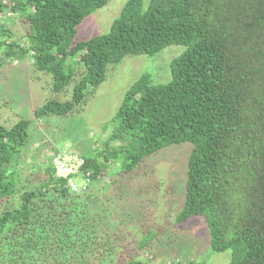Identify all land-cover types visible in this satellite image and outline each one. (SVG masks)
<instances>
[{
  "label": "trees",
  "instance_id": "trees-1",
  "mask_svg": "<svg viewBox=\"0 0 264 264\" xmlns=\"http://www.w3.org/2000/svg\"><path fill=\"white\" fill-rule=\"evenodd\" d=\"M108 2L0 0V14L19 13L29 26L22 43L0 23V66L30 57L54 93L74 85L64 100L36 107L35 118L82 106L109 65L128 55L185 46L169 82L143 75L127 90L105 149L83 156L91 172L85 192L55 174V150L36 184L19 187L16 163L32 121L0 123V264H149L116 262L108 209L93 186L107 177L105 163L123 156L131 174L145 157L187 142L194 147L177 222L203 215L212 248L233 250L230 264H264V0H128L108 32L77 40L78 26ZM69 59L78 67L67 70Z\"/></svg>",
  "mask_w": 264,
  "mask_h": 264
},
{
  "label": "rangeland",
  "instance_id": "rangeland-1",
  "mask_svg": "<svg viewBox=\"0 0 264 264\" xmlns=\"http://www.w3.org/2000/svg\"><path fill=\"white\" fill-rule=\"evenodd\" d=\"M127 1L109 0L103 8L91 13L78 26L76 39L108 32ZM0 23L12 30L15 39L26 42L29 26L19 13L8 9L0 14ZM184 49V45L172 44L154 55H128L120 64L109 65L106 79L82 106L67 115L43 118H35V108L50 97L64 100L74 85H70L66 94L54 93L51 76L36 70L30 57L5 61L0 66V123L11 127L22 117L32 121L29 143L16 163L18 186L29 181L35 185L54 150L86 157L102 152L119 125L115 116L127 90L143 75H149L153 83L169 82L171 62ZM76 67L75 59L66 63L67 70ZM115 145L112 143L111 147ZM193 147L189 142L165 147L145 157L131 174L123 171L126 163L123 156L108 166L105 163L107 177L93 188H99L103 210L108 209L117 263L132 258L149 264L232 262V249L212 248L210 229L203 215L177 222L185 204L188 160ZM142 243L148 245L142 249Z\"/></svg>",
  "mask_w": 264,
  "mask_h": 264
},
{
  "label": "built area",
  "instance_id": "built-area-1",
  "mask_svg": "<svg viewBox=\"0 0 264 264\" xmlns=\"http://www.w3.org/2000/svg\"><path fill=\"white\" fill-rule=\"evenodd\" d=\"M52 162L55 174L67 180V186L72 192L82 193L88 190L91 172L84 170L86 159L83 156L73 152H58ZM79 179H82V182H78Z\"/></svg>",
  "mask_w": 264,
  "mask_h": 264
}]
</instances>
